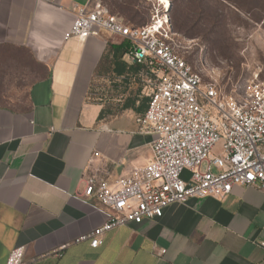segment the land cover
<instances>
[{
    "label": "crops",
    "instance_id": "obj_1",
    "mask_svg": "<svg viewBox=\"0 0 264 264\" xmlns=\"http://www.w3.org/2000/svg\"><path fill=\"white\" fill-rule=\"evenodd\" d=\"M100 3L0 0V62L14 73L0 84V264L16 246L22 264H264L255 187L170 205L105 233L97 248L75 243L106 222L85 195L88 177L100 170L113 183L153 159V136L136 122L149 105L147 67L106 58L123 40L102 32L64 39L76 8Z\"/></svg>",
    "mask_w": 264,
    "mask_h": 264
},
{
    "label": "built area",
    "instance_id": "obj_2",
    "mask_svg": "<svg viewBox=\"0 0 264 264\" xmlns=\"http://www.w3.org/2000/svg\"><path fill=\"white\" fill-rule=\"evenodd\" d=\"M156 14L151 24L132 26L101 3L91 12L78 7L64 36L69 40L102 32L131 43V60L147 67L149 98L146 113L136 122L142 134L153 136L152 161L128 177L110 183L100 170L88 177L85 195L100 203L102 208H96L106 222L75 243L89 241L97 248L109 231L161 218L168 206L189 199L224 197L235 186L264 193V79L251 81L240 99L223 93L180 55L166 28L168 16L157 27ZM98 157L94 153L89 162ZM185 172L190 173L187 180ZM24 256L25 248L16 246L6 264H22Z\"/></svg>",
    "mask_w": 264,
    "mask_h": 264
},
{
    "label": "rangeland",
    "instance_id": "obj_3",
    "mask_svg": "<svg viewBox=\"0 0 264 264\" xmlns=\"http://www.w3.org/2000/svg\"><path fill=\"white\" fill-rule=\"evenodd\" d=\"M102 2L134 25L166 14L180 55L223 93L240 99L251 81L264 79V0H169L165 14L154 0ZM8 67L0 62V84L14 74Z\"/></svg>",
    "mask_w": 264,
    "mask_h": 264
},
{
    "label": "trees",
    "instance_id": "obj_4",
    "mask_svg": "<svg viewBox=\"0 0 264 264\" xmlns=\"http://www.w3.org/2000/svg\"><path fill=\"white\" fill-rule=\"evenodd\" d=\"M229 2H231V0H227ZM104 4V3H103ZM105 7H107L105 4H104ZM108 8V7H107ZM108 10L112 13V14H116L114 12H112L109 8ZM154 21V19L147 23V24H144V25H136V26H145V25H149L151 24L152 22ZM132 23V22H130ZM133 24V23H132ZM132 52V46H131V43L128 41V40H123L121 43L119 44H115V43H109L108 45V51L106 53V58H109V56H112L113 57V60L114 62L117 63V61L122 58L123 56L125 55H130Z\"/></svg>",
    "mask_w": 264,
    "mask_h": 264
},
{
    "label": "bare ground",
    "instance_id": "obj_5",
    "mask_svg": "<svg viewBox=\"0 0 264 264\" xmlns=\"http://www.w3.org/2000/svg\"><path fill=\"white\" fill-rule=\"evenodd\" d=\"M154 1H157V2H159L160 4H162L161 6L162 7H164L165 6V8H169V6H170V2H169V0H154ZM166 18H164V17H159V19H158V22H157V27L159 26V25H162L163 23H164V20H165Z\"/></svg>",
    "mask_w": 264,
    "mask_h": 264
}]
</instances>
